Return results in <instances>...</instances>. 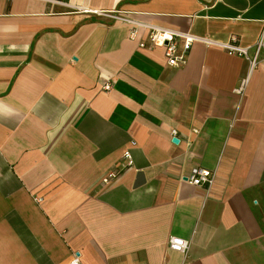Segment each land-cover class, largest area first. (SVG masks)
Returning <instances> with one entry per match:
<instances>
[{"label":"crops","instance_id":"obj_1","mask_svg":"<svg viewBox=\"0 0 264 264\" xmlns=\"http://www.w3.org/2000/svg\"><path fill=\"white\" fill-rule=\"evenodd\" d=\"M96 10L242 46L264 33V0H0V264H183L172 236L184 264H264V61L194 42L172 67Z\"/></svg>","mask_w":264,"mask_h":264},{"label":"built area","instance_id":"obj_2","mask_svg":"<svg viewBox=\"0 0 264 264\" xmlns=\"http://www.w3.org/2000/svg\"><path fill=\"white\" fill-rule=\"evenodd\" d=\"M94 13L105 16L115 21H122L130 25V38L137 39L141 29L147 31L148 43L153 47H164L167 56V62L172 67H181L187 64L188 54L194 42H203L207 45H217L224 48L230 55H238L244 57L250 63L251 68H254L259 63L264 61V33L261 38L252 46H242L238 43V39L233 37L228 42H218L206 37H199L188 32H181L174 29L162 27L160 25L144 23L137 21L125 14L116 12H107L96 10ZM182 41V46H180ZM141 47H146V42H140ZM247 80H242L238 91L242 92L245 88ZM113 84L111 81H105L102 88L110 90ZM171 141L180 137L178 131L173 129L171 131ZM176 143V142H174ZM133 156L130 149L124 151L120 162L117 167L111 170L107 176L102 179L103 184L108 185L118 175L133 166ZM186 180L196 186L210 187L215 181V172L202 167H195L187 176ZM169 247L173 250L179 251L184 255L183 264L190 256L191 241L182 237L172 236L169 240ZM69 264H82L80 255L74 254Z\"/></svg>","mask_w":264,"mask_h":264},{"label":"water","instance_id":"obj_3","mask_svg":"<svg viewBox=\"0 0 264 264\" xmlns=\"http://www.w3.org/2000/svg\"><path fill=\"white\" fill-rule=\"evenodd\" d=\"M174 142L178 143V142H179V140H178V139H175V141H174Z\"/></svg>","mask_w":264,"mask_h":264}]
</instances>
